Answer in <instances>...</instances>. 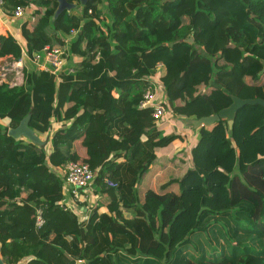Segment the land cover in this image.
<instances>
[{
    "label": "trees",
    "instance_id": "trees-1",
    "mask_svg": "<svg viewBox=\"0 0 264 264\" xmlns=\"http://www.w3.org/2000/svg\"><path fill=\"white\" fill-rule=\"evenodd\" d=\"M30 4L42 10L20 23L27 52L61 45L79 18L70 53L83 57L59 77L30 68L22 85L0 84L4 263L264 264V107L243 106L231 129L225 119L199 127L182 175L159 152L181 134L164 135L138 107L158 63L171 115L190 126L233 95L264 99V0H92L55 20L50 0H3V10ZM20 55L1 35L0 57ZM28 113L38 136L57 124L51 152L8 136ZM68 162L96 172V200L79 212L61 205L53 170Z\"/></svg>",
    "mask_w": 264,
    "mask_h": 264
},
{
    "label": "built area",
    "instance_id": "built-area-1",
    "mask_svg": "<svg viewBox=\"0 0 264 264\" xmlns=\"http://www.w3.org/2000/svg\"><path fill=\"white\" fill-rule=\"evenodd\" d=\"M31 6L32 4L28 6H16L12 9L10 16L17 20L30 17L31 21H33V10L29 11ZM2 7L3 0H0V10ZM87 12L90 14L92 10L88 9ZM72 13H75L79 17L81 16L82 8L74 9ZM26 14L28 17L25 16ZM82 21V19L78 18L77 27L70 30L69 34L64 37L61 45L53 48L45 47L41 52L32 53H28L25 48L21 51V55L17 59L8 60L7 68L0 66L2 69L0 70V83H5L9 87L20 86L24 81V71L30 68L48 70L54 73L56 77H59V74L65 71L72 72L73 68L66 65L70 56H73L70 53V42L82 26ZM95 21L98 23L97 20ZM96 58L98 59V55ZM163 69V65L158 63L154 68V73L144 78L146 87L142 99L138 104L139 108L150 107L152 109V118L155 121H162L170 116V108L162 82L160 81ZM8 73H11L12 76L8 77ZM55 168H57L55 169V171L57 170V174L63 177V195H68L67 198H62L61 205L65 209H72L75 212H79L81 205L78 206L77 204L88 200L89 193L93 191L92 182L96 172L90 169L87 164H77L74 162H68L61 168ZM110 185L113 184L110 183ZM43 224L44 220L41 215V210L38 209L35 226L42 227Z\"/></svg>",
    "mask_w": 264,
    "mask_h": 264
},
{
    "label": "crops",
    "instance_id": "crops-1",
    "mask_svg": "<svg viewBox=\"0 0 264 264\" xmlns=\"http://www.w3.org/2000/svg\"><path fill=\"white\" fill-rule=\"evenodd\" d=\"M37 9L40 10V11L42 10L40 7L32 4V6L30 7L29 11H32V10L35 11ZM2 11L4 12L3 7L0 10V36L1 35H7V34L12 35L18 41V43L20 44L21 51H22L23 49L26 48V41L22 37V35L20 33V23L19 22H15V21H13V22L9 21L7 19L8 18V14H6L5 12L3 13ZM3 19H5V21L8 22V24H5L6 22L3 23ZM12 19H14V18L12 17ZM16 23H18V24H16ZM19 40H21V41H19ZM75 57H78V56H75ZM6 58H7V56L0 57V61L1 60L2 61L5 60ZM69 61L70 62L72 61V63H70V64H73L75 62V60H69ZM170 118H171V120L173 122H175L176 124L179 125V128L174 133H180L181 134L182 141H178L176 143L169 144L166 147L159 148V152L160 153H165L167 155V157L172 160L173 165L175 167H177V169H180V171H181L180 172V175H182L183 174V170H182V165H180V163H179V158L182 159L183 158V151L186 152L185 150H187L189 152L190 165H191V154H190V150H191V147L197 141V138H198V131H197V129L199 127L198 128H194L193 126H190L189 123H188V121L184 117H181V116L175 117V116H172L171 113H170ZM8 122L9 121H8L7 118H3V119L0 120V123L2 125H4V126H7L8 125ZM156 122H157L156 124L158 125V127H160V129L163 131V134L164 135L170 134V132H168L166 130V129L169 128V126H172L170 124H167V123H170V122L165 121V120L164 121L163 120L162 121H156ZM175 123L173 125H175ZM56 129H57V124L55 122H53L52 129L50 131L44 133L46 139H42V140H46L47 141L48 139H50V133H51V131H52V134H53L55 132L54 130H56ZM52 134H51V136H52ZM185 135H187L189 137V144L188 145H187L188 140H187V138H186ZM191 138H192V141H191ZM44 147H48V150H49V151H47L48 153L51 152V146H50V142L49 141H47L45 143ZM177 160H178V164L176 163ZM55 169H57V168H54V170ZM64 197L67 198L68 195L66 194ZM80 208L82 209V207H80ZM83 210L85 211V208H83ZM125 215L126 216H129V214L126 213V212H125Z\"/></svg>",
    "mask_w": 264,
    "mask_h": 264
},
{
    "label": "water",
    "instance_id": "water-1",
    "mask_svg": "<svg viewBox=\"0 0 264 264\" xmlns=\"http://www.w3.org/2000/svg\"><path fill=\"white\" fill-rule=\"evenodd\" d=\"M89 1L92 0H78V2H69L68 0H56L57 6L53 13V19L55 20L62 12L64 11L69 12L73 9H77L79 4L85 5ZM188 40L192 42V39H188ZM7 62H8L7 59L3 61L1 60L0 66L3 68H7L8 67ZM263 66H264V62H263ZM231 98H232L231 104L225 108L220 109L217 113L191 120L192 126L194 128H198L201 126H212L217 121L221 119H225L227 121L228 128L231 129L234 123L236 112L240 108H242L245 105H255V104H259L264 107V99L259 97L243 99L233 95ZM29 117L30 114L28 113L24 118L19 120L16 126L8 128L7 134L14 140H19L23 138V139H27L32 143H35L38 146L44 147L47 141L42 140L38 135H36L34 130L29 127L28 125ZM0 264H5L1 257V254H0ZM18 264H23V262H20Z\"/></svg>",
    "mask_w": 264,
    "mask_h": 264
},
{
    "label": "rangeland",
    "instance_id": "rangeland-1",
    "mask_svg": "<svg viewBox=\"0 0 264 264\" xmlns=\"http://www.w3.org/2000/svg\"><path fill=\"white\" fill-rule=\"evenodd\" d=\"M71 12H74V9L73 10H71ZM25 16H27V14L25 15ZM5 18V17H4ZM26 17H24V18H22V19H12V17H10L9 15H8V20L9 21H11V22H13V21H15V22H19V23H21L24 19H25ZM7 20V21H8ZM6 21H5V19H3V23H5ZM5 24H8V22H6ZM16 24H18V23H16ZM19 41H21V40H19ZM81 57H83V56H78V57H74V56H70V59H68V61H67V66L68 67H70L72 64H70V63H72V61L70 62L69 60H75V63H78L80 60H81ZM7 60H12V58H11V56H7V58H6ZM0 70H2L1 69V67H0ZM12 76V74L11 73H8V77H11ZM1 84V83H0ZM168 121V122H170V123H167V124H170V125H172V126H169V128L168 129H166L168 132H170V134H171V132L172 133H174V132H176L177 131V129L179 128V125L178 124H176L175 122H173L172 120H171V118H170V116L167 118V119H163V121ZM175 123V125H173ZM55 131V130H54ZM53 131V132H54ZM51 134H52V131H51V133H50V137H51ZM186 136V138H187V140H188V142H187V145L189 144V137L187 136V135H185ZM40 138L41 139H46V137H45V134L44 135H40ZM47 141H49V139L47 140ZM191 141H192V138H191ZM187 149V148H186ZM45 150L46 151H49L48 150V147H45ZM186 152H184L183 151V158L181 159V158H179V163H180V165H182V170H183V172L187 169V167H189L190 166V157H189V152L187 151V150H185ZM176 163L178 164V160L176 161ZM54 169V168H53ZM57 171V170H56ZM88 202H87V205H89L90 203H92V202H94L95 200H96V196L94 195V194H92V193H89V196H88ZM81 215V214H80Z\"/></svg>",
    "mask_w": 264,
    "mask_h": 264
},
{
    "label": "flooded vegetation",
    "instance_id": "flooded-vegetation-1",
    "mask_svg": "<svg viewBox=\"0 0 264 264\" xmlns=\"http://www.w3.org/2000/svg\"><path fill=\"white\" fill-rule=\"evenodd\" d=\"M50 1H52V2H54V1H55V2H56V0H50Z\"/></svg>",
    "mask_w": 264,
    "mask_h": 264
}]
</instances>
